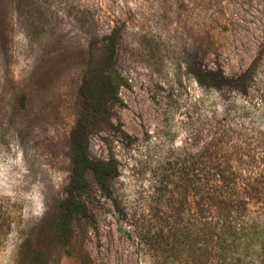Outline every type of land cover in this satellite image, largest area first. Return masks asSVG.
<instances>
[{
    "label": "rangeland",
    "instance_id": "obj_1",
    "mask_svg": "<svg viewBox=\"0 0 264 264\" xmlns=\"http://www.w3.org/2000/svg\"><path fill=\"white\" fill-rule=\"evenodd\" d=\"M113 32L120 87L89 127L81 87L108 67ZM78 129L88 159L117 167L104 191L87 168L72 193ZM218 138L227 167L264 189V0H0V264H160L169 247L147 240L172 195L162 179ZM245 220L264 235V195ZM260 244L230 264H264Z\"/></svg>",
    "mask_w": 264,
    "mask_h": 264
},
{
    "label": "trees",
    "instance_id": "obj_2",
    "mask_svg": "<svg viewBox=\"0 0 264 264\" xmlns=\"http://www.w3.org/2000/svg\"><path fill=\"white\" fill-rule=\"evenodd\" d=\"M114 33L104 41V58L108 67L89 72V82L81 87L84 106L89 112V127L98 117L106 115L109 104L115 100L120 87L118 76L114 77V70L110 68L117 53ZM250 72L249 67L235 79L226 80L228 87L241 91L240 87L244 86ZM206 76L204 73L199 74L197 82L204 85L202 78ZM200 138L201 136L189 138V142H192L189 144L191 149L194 145H199ZM83 139L82 130H75L72 144L74 173L78 181L73 186L72 193H78L81 189V181L84 180L87 168L94 173L98 188L104 191L108 189L110 181L118 176L117 167L110 161L88 159L87 142ZM219 144L218 138L201 149L197 146L194 154L185 152L182 159L171 162L170 174L162 179L164 193L172 195L164 201L157 200L155 211L163 216L155 214L154 220H157V225L164 227L160 228L159 234L151 232L154 235L147 240V243L153 241L169 247L171 253L162 256L160 264L166 263L170 255L172 263L230 264L231 256L242 251L243 241L248 238L261 243L259 250L264 251V243L260 242L264 240L261 225L245 220L250 201L262 197L264 189L258 180L246 178L240 172L236 174L231 166L227 167L234 158L229 159L226 164V158L219 156ZM209 148L213 150L210 151ZM239 164L241 167L247 165L243 160ZM175 169L177 172H174ZM168 188H173V192ZM242 216L245 225L241 227L236 222ZM6 224L7 219L0 213V245L4 242L3 228Z\"/></svg>",
    "mask_w": 264,
    "mask_h": 264
}]
</instances>
